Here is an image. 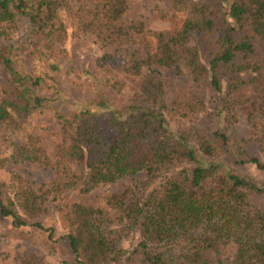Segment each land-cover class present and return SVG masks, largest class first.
<instances>
[{
  "label": "trees",
  "instance_id": "obj_1",
  "mask_svg": "<svg viewBox=\"0 0 264 264\" xmlns=\"http://www.w3.org/2000/svg\"><path fill=\"white\" fill-rule=\"evenodd\" d=\"M127 1L78 0L67 10L70 36H91L105 51L102 61L121 57L122 73L138 87L127 105L101 115L87 109L57 114L51 152L37 132L23 127L24 119L46 104L39 94L41 79L18 71L10 48L0 43V67L7 75L0 86V130L17 137L22 131L19 144L9 140L7 152L0 148V170L11 162L50 172L38 188L20 175L0 181V216L15 229L34 227L49 239L53 230L37 221L48 201L57 206L71 191L85 195L143 172V182L105 196L99 207L71 201L61 208L74 264H264V207L249 201L264 188L218 161L227 153L224 133L208 138L181 124L203 113L204 104L194 94L164 104L160 78L162 70L185 73L215 92L223 80L227 124L252 86L260 99L254 115L264 118V0H229L224 14L216 2L173 0L170 13L182 18L178 28L156 32L125 19ZM61 5L62 0H0V41L25 17L43 49L50 50L67 38ZM114 84L120 86L118 80ZM174 119L178 126L171 131L166 121ZM250 120L254 127L261 124L253 115ZM263 130L256 142L264 148ZM233 155L264 171V163L241 148ZM122 237L135 241L128 250L118 248ZM228 250L231 255L223 259ZM16 264L43 261L26 254L16 257Z\"/></svg>",
  "mask_w": 264,
  "mask_h": 264
},
{
  "label": "rangeland",
  "instance_id": "obj_2",
  "mask_svg": "<svg viewBox=\"0 0 264 264\" xmlns=\"http://www.w3.org/2000/svg\"><path fill=\"white\" fill-rule=\"evenodd\" d=\"M173 0H128L126 20L140 22L145 31H168L178 28L181 16L174 17L170 13ZM192 2H216L220 13L226 11L225 0H191ZM78 0H62L59 19L67 29V38L63 42L55 43L50 49H43L42 38L36 35L25 17L17 18L14 27L8 33L1 45L10 48L9 57L13 66L20 72L37 76L41 79L39 94L47 101L42 109H37L26 117L23 122L24 132L32 130L37 132L46 149L51 152L58 139V126L55 120L57 114L67 115L70 111L87 109L92 113L101 115L112 109L125 106L131 96L137 91L138 82L121 71V57L112 55L111 61H102L105 51L96 41L88 35L77 38L70 36V22L67 10L77 4ZM145 37L151 41L150 35ZM38 45L41 49L38 50ZM203 49L200 48V52ZM162 82V99L168 104L172 99L187 94L196 95L204 104L205 111L195 115L192 121L182 120L181 124L198 134L208 138L214 132H222L228 138L227 153L218 161L230 172L250 180L257 187L264 188V171L256 169L248 163H239L233 155L237 148H241L246 155L257 158L264 163V148L256 140L260 139L259 131L263 130L264 118L258 119L254 115L259 104L257 89L248 86L244 90L246 102L235 109L234 118L228 124L223 121L226 83L222 80L221 90L213 91L207 82H193L185 73L175 74L168 70L160 72ZM118 80L120 86L114 84ZM7 81L6 73L0 67V86ZM254 122H260L253 126ZM175 120V119H174ZM167 120L169 130L175 131L178 124L175 120ZM264 131V130H263ZM23 132V133H24ZM21 133L10 135L8 131L0 130V148L5 149L6 142L14 140L20 143ZM8 144V143H7ZM200 157V156H198ZM12 175H20L34 188L45 184L50 179V172L43 166L29 163L8 162L0 170V181H6ZM145 180L143 172L125 176L114 183L101 186L92 192L81 195L76 191L69 192L59 205L48 201L41 216L37 219L44 228L53 230L51 238L34 227H11L10 220L0 216V264H16V257L22 255H35L40 257L43 264H74L69 253L67 241L64 238L66 228L60 220L61 208L71 201L99 207L103 198L109 194L119 195L134 188V184ZM250 203L256 208L264 207V194L252 193ZM133 238L127 240L122 237L118 248L128 250L134 244ZM231 251L226 255L229 257ZM225 264V263H224Z\"/></svg>",
  "mask_w": 264,
  "mask_h": 264
}]
</instances>
